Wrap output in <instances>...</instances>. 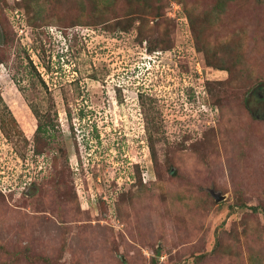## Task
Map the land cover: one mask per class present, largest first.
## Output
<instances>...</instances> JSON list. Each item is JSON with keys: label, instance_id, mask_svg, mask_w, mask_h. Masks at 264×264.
Returning a JSON list of instances; mask_svg holds the SVG:
<instances>
[{"label": "rangeland", "instance_id": "obj_1", "mask_svg": "<svg viewBox=\"0 0 264 264\" xmlns=\"http://www.w3.org/2000/svg\"><path fill=\"white\" fill-rule=\"evenodd\" d=\"M0 92V264H264V0H0Z\"/></svg>", "mask_w": 264, "mask_h": 264}, {"label": "trees", "instance_id": "obj_2", "mask_svg": "<svg viewBox=\"0 0 264 264\" xmlns=\"http://www.w3.org/2000/svg\"><path fill=\"white\" fill-rule=\"evenodd\" d=\"M264 97V96H263ZM259 99V98H258ZM5 106H7V109H9L8 108V105L5 103V101H4V99H3V96L1 95V92H0V106H2L3 108H4V105ZM10 110V109H9ZM1 112H3L2 110H0V116H1ZM10 112V111H9ZM13 118L15 119V120H13ZM10 120V121H9ZM9 121V122H8ZM17 120H16V118L13 116L12 117V115L10 116V118H6L5 116L3 117V118H0V127L2 128V130L3 129H5V125H8V124H10V123H13V124H15V123H17L16 122ZM48 129H50L49 128V126L48 125H45V124H43V123H38V125H37V130H38V132H48ZM20 133H22V132H20ZM23 135V134H22ZM155 149H154V146L152 145V151H154ZM39 153H41V151H39V150H37Z\"/></svg>", "mask_w": 264, "mask_h": 264}, {"label": "water", "instance_id": "obj_3", "mask_svg": "<svg viewBox=\"0 0 264 264\" xmlns=\"http://www.w3.org/2000/svg\"><path fill=\"white\" fill-rule=\"evenodd\" d=\"M213 196L215 197L216 200H220L222 198V196L218 193H214L212 192Z\"/></svg>", "mask_w": 264, "mask_h": 264}]
</instances>
